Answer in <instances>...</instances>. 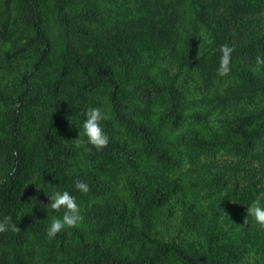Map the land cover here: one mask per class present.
Here are the masks:
<instances>
[{
    "label": "trees",
    "instance_id": "obj_1",
    "mask_svg": "<svg viewBox=\"0 0 264 264\" xmlns=\"http://www.w3.org/2000/svg\"><path fill=\"white\" fill-rule=\"evenodd\" d=\"M258 55L264 0H0V221L17 229L0 264H264L245 222L264 200ZM89 106L111 117L99 151L75 143ZM65 189L83 221L49 238Z\"/></svg>",
    "mask_w": 264,
    "mask_h": 264
},
{
    "label": "clouds",
    "instance_id": "obj_2",
    "mask_svg": "<svg viewBox=\"0 0 264 264\" xmlns=\"http://www.w3.org/2000/svg\"><path fill=\"white\" fill-rule=\"evenodd\" d=\"M222 56L220 58V66L218 69L219 75L223 76L229 72V64L232 48L227 45L221 46ZM261 66H264V57H256L255 71L259 72ZM84 119L82 120L79 129L78 138L75 139L76 147H80L85 143L81 137H86V143L93 146L96 150H102L109 143V134L104 127V121L110 119V115L102 107L89 106L83 112ZM74 188L80 193L87 194L90 191V186L84 180L79 178L74 179ZM49 203L43 207L47 211L49 218L46 227V234L49 238H54L62 230L79 227L82 224L83 216L81 214V205L77 197L68 190H54L49 195L47 194ZM247 216L253 218L254 222L261 227H264V200L260 197L254 199L247 205ZM56 213H62L57 215ZM12 230L16 231V225L11 222V217H5L0 221V232Z\"/></svg>",
    "mask_w": 264,
    "mask_h": 264
},
{
    "label": "rangeland",
    "instance_id": "obj_3",
    "mask_svg": "<svg viewBox=\"0 0 264 264\" xmlns=\"http://www.w3.org/2000/svg\"><path fill=\"white\" fill-rule=\"evenodd\" d=\"M181 217H182L181 204L180 202H178L174 206L173 214L170 216L169 219L167 218L169 227H171V229L173 230H178L182 224ZM190 236H192V233H190Z\"/></svg>",
    "mask_w": 264,
    "mask_h": 264
}]
</instances>
